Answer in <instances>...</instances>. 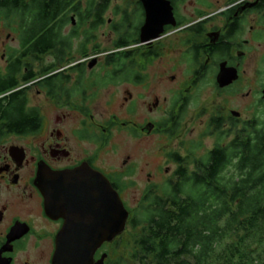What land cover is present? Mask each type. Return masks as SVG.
<instances>
[{
    "label": "flooded vegetation",
    "instance_id": "af4514ba",
    "mask_svg": "<svg viewBox=\"0 0 264 264\" xmlns=\"http://www.w3.org/2000/svg\"><path fill=\"white\" fill-rule=\"evenodd\" d=\"M115 1L92 37L79 28L81 59L71 64L77 68L42 73L53 55L34 54L32 67L22 69L33 78L17 89L27 88L39 123L28 132L0 133V264H54L67 221L46 211L37 184L42 168L45 184L61 193L65 216L80 221L101 211L92 196H80L79 186L93 177L118 191L131 217L128 189L144 181L140 204L149 192L181 182L182 173L207 172L217 152L234 155L224 166L233 167L244 138L264 127V0H152V13L150 0ZM165 3L171 15L159 13ZM149 18H157L155 26L169 22L158 35L144 31L150 39L143 42ZM106 27L115 47L106 55L126 51L124 66L99 68L101 46L94 41ZM19 56H2V76ZM33 88L55 114L31 104ZM117 238L95 251L94 264H117Z\"/></svg>",
    "mask_w": 264,
    "mask_h": 264
},
{
    "label": "trees",
    "instance_id": "16d2710c",
    "mask_svg": "<svg viewBox=\"0 0 264 264\" xmlns=\"http://www.w3.org/2000/svg\"><path fill=\"white\" fill-rule=\"evenodd\" d=\"M111 1L0 0V26L2 22L20 40L13 50L20 53L11 65L14 71L0 74V133L38 126L27 88L17 89L33 78L22 71L32 67L31 57L53 55L54 64L46 66L44 60L42 73L73 64L79 28L86 26V36L92 37L106 20ZM125 45L116 43L117 48ZM78 48L80 52L82 43ZM125 56L126 51L107 55L106 65L124 66ZM234 158L217 152L207 172L182 173L181 182L149 192L133 208L126 228L135 238L133 264H264V127L244 138L239 161L224 167ZM117 264H123L118 257Z\"/></svg>",
    "mask_w": 264,
    "mask_h": 264
},
{
    "label": "water",
    "instance_id": "95a60500",
    "mask_svg": "<svg viewBox=\"0 0 264 264\" xmlns=\"http://www.w3.org/2000/svg\"><path fill=\"white\" fill-rule=\"evenodd\" d=\"M149 3V13H152V0ZM159 13H164L165 16L167 14L171 15V10L167 3H165L164 11L161 8ZM156 19L149 18L143 26V42L150 39L147 37V31L155 32L158 35L162 31L163 24L169 22L167 18L161 19L160 26H155ZM72 22L73 24L76 23L74 17ZM155 34L153 35L157 36ZM46 171L42 168L37 181L38 187L46 200V211L50 216L65 217L67 221L58 236L54 264H94L95 251L104 242L111 241L126 230L130 217L128 209L118 191L112 188L106 179L102 178L99 180L91 177L90 184L79 186L80 196H92V204L96 207L101 206V211L98 212L99 210H96L97 214L85 217V219L80 221H78L76 216H65L63 214L61 193L54 187H49L45 184ZM102 207L105 208V211H102ZM98 264H104L103 260H100Z\"/></svg>",
    "mask_w": 264,
    "mask_h": 264
},
{
    "label": "rangeland",
    "instance_id": "374dc122",
    "mask_svg": "<svg viewBox=\"0 0 264 264\" xmlns=\"http://www.w3.org/2000/svg\"><path fill=\"white\" fill-rule=\"evenodd\" d=\"M125 0H116V3H124ZM110 12L106 13V19L109 18L110 16ZM67 32V30H66ZM105 33V35L103 34ZM8 35V30H4L3 28L0 27V67H4L6 66L5 60L2 59V56L5 53H11L13 50L18 49L20 47V40L17 34L15 33H11V38H7ZM98 35V39H96L94 42L98 43L101 46V51L102 53L100 54L99 60L102 61L101 65L99 66V68H105L107 67L106 63V52H111L112 50L115 49V47L113 46V38L109 35V31L108 28H103L101 29V31H99L97 33ZM12 37L14 39H12ZM76 42L74 43V63H77L80 59V53L79 51H77L79 48V40L76 39ZM108 54V53H107ZM53 58V57H52ZM51 57H47V62H51L52 61ZM54 60V59H53ZM167 83V81H166ZM167 94V92H166ZM30 97L32 99L31 104L32 105H36L38 106L40 109L43 110L44 114H46L47 116H51L53 114H55L54 109L50 106H48L47 101L45 100V97L43 95V93L38 94L37 93V89L33 88L30 91ZM13 140L11 139V142ZM157 157H160L159 154L156 155ZM150 172V171H149ZM148 172V173H149ZM163 178L162 176H159L157 174L156 180L161 181V183H163ZM145 188V184L144 181L142 182L141 185L137 186V187H133L131 189H128L125 193V198L128 201V204L130 207H137L139 204V200L142 194L143 189ZM160 191V190H159ZM141 203V202H140ZM129 227V226H128ZM119 237V236H118ZM119 243L117 246V257L119 259L122 260V263H128V264H133L134 263V259H133V253L135 251L136 248V244H135V238L133 235V230L131 231H124V233L122 234V237L119 239Z\"/></svg>",
    "mask_w": 264,
    "mask_h": 264
}]
</instances>
